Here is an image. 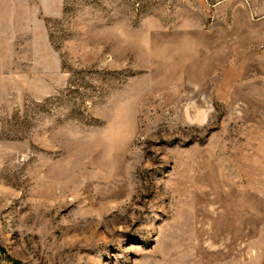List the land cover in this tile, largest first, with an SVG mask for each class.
I'll return each instance as SVG.
<instances>
[{
  "label": "rangeland",
  "instance_id": "374dc122",
  "mask_svg": "<svg viewBox=\"0 0 264 264\" xmlns=\"http://www.w3.org/2000/svg\"><path fill=\"white\" fill-rule=\"evenodd\" d=\"M0 264H264V0H0Z\"/></svg>",
  "mask_w": 264,
  "mask_h": 264
}]
</instances>
